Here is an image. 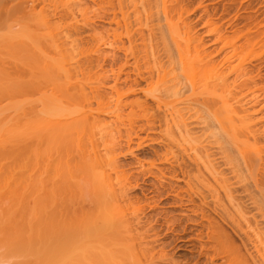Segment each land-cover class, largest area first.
Returning a JSON list of instances; mask_svg holds the SVG:
<instances>
[{
  "label": "bare ground",
  "instance_id": "bare-ground-1",
  "mask_svg": "<svg viewBox=\"0 0 264 264\" xmlns=\"http://www.w3.org/2000/svg\"><path fill=\"white\" fill-rule=\"evenodd\" d=\"M188 4L0 0V102L13 110L0 120V158L12 159L11 193L27 215L22 238L0 221V264H264V13L244 18L251 25L208 22L222 44L213 53ZM140 133L163 143L150 176L169 164L159 172L185 185L147 195L175 197L187 219L150 216L130 197L139 179L120 143L134 154ZM165 227L194 233L179 242L199 243L198 256L168 255L177 240L156 246Z\"/></svg>",
  "mask_w": 264,
  "mask_h": 264
},
{
  "label": "rangeland",
  "instance_id": "rangeland-1",
  "mask_svg": "<svg viewBox=\"0 0 264 264\" xmlns=\"http://www.w3.org/2000/svg\"><path fill=\"white\" fill-rule=\"evenodd\" d=\"M263 1L264 0H233L231 3H228L227 0H187V2L189 3L188 5L191 6L189 19L192 21V26L194 27L193 33L195 34V36L204 41L207 51L216 53V49L220 48L222 44L217 43L216 41L218 35L210 34L207 32L209 29L208 22L215 21L228 27L232 21L236 20L235 24L247 23L251 25V22L245 21L244 18L256 16L257 13H255L253 10L257 8H260V12L264 13ZM206 10L208 11L207 13ZM236 14L240 16L238 17V19ZM262 17L264 16L262 15ZM92 23L95 27H97V29L102 31L109 27V24L106 21L93 20ZM228 29L229 31H231L230 28ZM260 32H264V27L260 29ZM251 33L255 35L259 34L255 31V29ZM221 57L222 56H220V58ZM261 61L264 62V59ZM260 62L258 60L253 61L251 64H247L246 67L250 66L251 69H254L255 71L261 66L262 63ZM236 64L237 62L233 63V65ZM262 74L264 75V70ZM257 84L264 85V77L263 80L258 81ZM7 88V85H0V91L6 90ZM12 113L13 110L11 108V100L4 99L2 102H0V120L9 117ZM258 118H260L261 121L258 123L257 128L263 130L264 112L262 114H259ZM146 137V133H140L139 137L134 138V142L132 144V150L134 154L126 152L128 143L125 140L121 141L120 143L121 149L123 150L122 156H120L121 164L125 165V169L131 174L138 176L139 179L138 186L135 185V182L133 183V186L135 188L131 190L130 197H132L133 199L142 198L145 200V203H149L150 206L145 205V209L146 212L153 217H160V213H169L170 216L176 218H186V216H184V213H187L186 215L190 216L191 214H189L187 211H182L181 209L174 206L176 198L173 196H170L168 198H150V196L147 195V190L155 187L164 186L165 191H169L172 184L175 187H185V185L183 183H172V181H170L167 176H163L159 172L158 168L163 169L167 173H169V164L158 163V168L152 169V172H154L155 174H152V176H150V173L148 172L149 163L151 162V160L157 159L155 155L156 151L160 152L158 154L162 153L163 143L158 141L156 143H152L150 142L151 140H146ZM152 137H155L156 139L159 138L158 135H152ZM140 138L146 140L144 142H146L148 146H143L142 149H137V143L140 142ZM261 140L263 144H261L260 146H264V135ZM11 160L12 159L9 157L0 158V221L7 230L16 229V232L18 229L22 230L23 235L21 232H17L18 236L22 238V236H27V215L25 209L26 198L21 195H13L11 193L10 175L12 176L13 172H15ZM140 163L144 165L143 168L140 167ZM161 221H163V219ZM191 227L192 226L190 225V228ZM164 234H168L167 237L160 240L155 245L159 246L162 243L169 244L174 240H177L176 242L172 243L166 250V253L172 256L176 261H187L185 259H194L198 256L200 247L199 243L194 240H190V242L187 243L179 242L181 239L189 240L194 235V233H168L167 227H165L160 235ZM2 236H4V233L0 234L1 241L3 238ZM2 244L4 245V243ZM193 244L195 246L197 245L195 251H193L194 253L189 251L191 249L190 245ZM14 261L15 260L13 259L5 262L4 264H12Z\"/></svg>",
  "mask_w": 264,
  "mask_h": 264
}]
</instances>
